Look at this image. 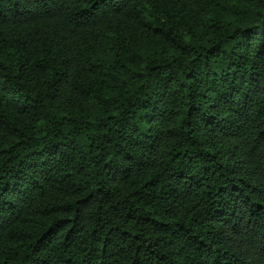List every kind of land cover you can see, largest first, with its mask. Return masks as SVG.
<instances>
[{
	"label": "trees",
	"instance_id": "16d2710c",
	"mask_svg": "<svg viewBox=\"0 0 264 264\" xmlns=\"http://www.w3.org/2000/svg\"><path fill=\"white\" fill-rule=\"evenodd\" d=\"M0 264H264V0H0Z\"/></svg>",
	"mask_w": 264,
	"mask_h": 264
}]
</instances>
